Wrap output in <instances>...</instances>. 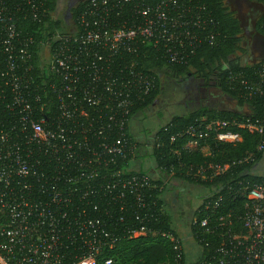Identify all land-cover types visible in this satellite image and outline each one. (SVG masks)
Instances as JSON below:
<instances>
[{
    "label": "built area",
    "instance_id": "built-area-1",
    "mask_svg": "<svg viewBox=\"0 0 264 264\" xmlns=\"http://www.w3.org/2000/svg\"><path fill=\"white\" fill-rule=\"evenodd\" d=\"M132 2L125 17L123 8ZM45 3L0 0V264H98V254L121 238L111 210L98 215L102 201L124 200L136 192L142 207V189L158 187L150 184L149 174L124 176L131 167H118L135 157L130 113L156 81L139 69L137 44L163 47L169 62L182 64L200 45L213 42L218 21L193 0H88L77 25L58 38L49 59L58 78L52 88L59 111L50 122L37 115L41 97L30 90L28 67L22 63L31 56V40L16 22L19 16L43 20ZM260 73L264 76V63ZM256 90L264 96V88ZM91 114L96 117L88 121ZM230 125L235 122L202 117L185 133L199 138L213 133L220 142L236 144L242 136ZM246 125L264 134V123L238 124ZM259 149L264 150V142ZM214 169L219 174L228 166ZM237 191L247 198V207L252 205L241 217L246 233L227 227L223 216L216 224L208 217L199 223L222 240L211 259L215 264H264V183L246 180ZM145 233L127 231L133 237Z\"/></svg>",
    "mask_w": 264,
    "mask_h": 264
},
{
    "label": "trees",
    "instance_id": "trees-1",
    "mask_svg": "<svg viewBox=\"0 0 264 264\" xmlns=\"http://www.w3.org/2000/svg\"><path fill=\"white\" fill-rule=\"evenodd\" d=\"M146 1L152 4L159 0ZM193 1L206 5L209 13L218 21L215 39L211 44L205 42L200 45L182 64L169 62L163 47L157 48L151 43L138 42V50L134 56L139 59V69L154 76L156 81L145 100L136 102L132 107L128 127L131 137L132 117L138 111L151 106L162 91V79L159 74L161 70L175 77L197 73L206 81L213 78L218 88L237 100L240 106L249 105L251 112L243 114L202 107L186 114L175 115L155 134L152 156L157 167L167 173H174L189 183L210 189V193L204 197L196 211L191 226L192 235L199 246L198 255L194 260H190L185 252L174 226L173 216L166 208L161 180L151 177L150 184L158 187L142 189L146 197L144 206L141 207L136 201V192L128 193L124 200L106 203L102 201L100 204L101 211L98 215L111 210L116 222L113 228L121 238L113 248H106L98 254V264H105L108 258L112 259V264H215V260L211 258L214 256L215 247L222 240L217 235L206 233L200 227V221L208 217L211 224H216L223 216L227 227L238 233L247 232L241 217L252 205L247 207V198L242 196L237 188L246 180L264 183V176L252 173L255 164L264 157V150L259 149V145L264 142V134L249 125L239 127L238 124L264 123V96L256 90L257 87L264 88V76L260 73L264 61L251 58L250 48L243 36L245 30L229 10L226 0ZM257 1L263 9L253 27L255 32L264 36V0ZM87 3L88 0H82L72 7L67 19L55 15L58 0H46V17L43 20L33 21L24 16L16 19L22 35L31 40V56L22 63L28 67L30 90L36 91L41 97V101L36 105L37 115L45 116L50 122L58 117L59 111L57 96L52 88L58 78L49 68V59L60 42L58 38L68 35L77 25V17ZM135 4L132 2L123 8L125 17ZM0 65L3 67L1 52ZM95 117V114H91L87 120ZM202 117L206 118V122L217 119L235 122V125H230L228 129L239 132L242 140L233 144L218 141L213 133L202 138L185 133L187 126ZM189 142H196L195 147H187ZM132 161H120L118 167L128 170ZM53 164L52 162L48 166L53 167ZM218 165H227L228 169L216 174L214 167ZM129 173L124 172V176L136 173L152 176L141 169L131 168ZM88 209L92 214L96 212L91 206ZM120 218L123 220L119 221ZM141 229L146 231L144 235L133 237L127 234L129 230Z\"/></svg>",
    "mask_w": 264,
    "mask_h": 264
},
{
    "label": "rangeland",
    "instance_id": "rangeland-1",
    "mask_svg": "<svg viewBox=\"0 0 264 264\" xmlns=\"http://www.w3.org/2000/svg\"><path fill=\"white\" fill-rule=\"evenodd\" d=\"M68 1L58 0L56 16L68 19ZM246 44L250 47L249 43ZM159 74L163 86L159 97L151 106L138 111L131 119V133L138 147L131 168L147 171L154 179L161 180L166 208L173 216L174 226L182 240L185 252L190 260H194L198 255L199 246L192 235L191 226L196 217V211L204 197L210 193V189L189 183L174 173L159 169L152 156L155 134L175 115L186 114L202 107L243 114H249L251 107L240 106L237 100L215 85L213 78L206 81L197 73L175 77L166 73L165 70L159 71ZM193 145L190 147L194 148ZM204 150L207 152L206 149ZM252 173L264 176V157L255 164Z\"/></svg>",
    "mask_w": 264,
    "mask_h": 264
},
{
    "label": "flooded vegetation",
    "instance_id": "flooded-vegetation-1",
    "mask_svg": "<svg viewBox=\"0 0 264 264\" xmlns=\"http://www.w3.org/2000/svg\"><path fill=\"white\" fill-rule=\"evenodd\" d=\"M82 0H69L67 4V12L69 13L76 4ZM229 10L234 13L235 18L245 30L244 38L251 46L256 34L254 24L257 21L263 7L257 0H226ZM250 48V47H249Z\"/></svg>",
    "mask_w": 264,
    "mask_h": 264
},
{
    "label": "water",
    "instance_id": "water-1",
    "mask_svg": "<svg viewBox=\"0 0 264 264\" xmlns=\"http://www.w3.org/2000/svg\"><path fill=\"white\" fill-rule=\"evenodd\" d=\"M251 58L264 61V36L256 34L250 46Z\"/></svg>",
    "mask_w": 264,
    "mask_h": 264
}]
</instances>
